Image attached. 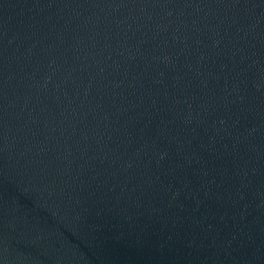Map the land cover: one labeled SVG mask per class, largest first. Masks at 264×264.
I'll list each match as a JSON object with an SVG mask.
<instances>
[{
	"label": "water",
	"instance_id": "1",
	"mask_svg": "<svg viewBox=\"0 0 264 264\" xmlns=\"http://www.w3.org/2000/svg\"><path fill=\"white\" fill-rule=\"evenodd\" d=\"M0 264H264V0H0Z\"/></svg>",
	"mask_w": 264,
	"mask_h": 264
}]
</instances>
